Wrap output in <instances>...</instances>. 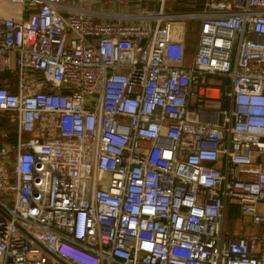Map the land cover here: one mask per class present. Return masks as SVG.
Segmentation results:
<instances>
[{"label":"built area","instance_id":"built-area-1","mask_svg":"<svg viewBox=\"0 0 264 264\" xmlns=\"http://www.w3.org/2000/svg\"><path fill=\"white\" fill-rule=\"evenodd\" d=\"M3 71L0 264H56L43 247L68 264H264V0L104 18L0 0ZM230 206L259 230L226 233Z\"/></svg>","mask_w":264,"mask_h":264},{"label":"trees","instance_id":"trees-1","mask_svg":"<svg viewBox=\"0 0 264 264\" xmlns=\"http://www.w3.org/2000/svg\"><path fill=\"white\" fill-rule=\"evenodd\" d=\"M170 1V0H169ZM205 0H174L172 5H170V11L172 12H182V11H193L200 10L203 7V2ZM199 28V20L188 19L186 22V44H185V54L192 53L195 49L197 34ZM188 49V50H187ZM3 80L12 82L13 77L10 73L3 71L0 72V81ZM222 84H226L227 81L223 78L221 80ZM16 133L14 124L10 123L7 119V113L0 111V145L7 143L9 145L7 149L6 156L9 159L10 165L14 160V150L11 145L15 143ZM251 229L253 228L252 225Z\"/></svg>","mask_w":264,"mask_h":264},{"label":"crops","instance_id":"crops-1","mask_svg":"<svg viewBox=\"0 0 264 264\" xmlns=\"http://www.w3.org/2000/svg\"><path fill=\"white\" fill-rule=\"evenodd\" d=\"M67 1L73 7L77 8V10L78 8L84 9L85 12L92 14V16L95 18H104L105 16H108V15L109 16H121V15L127 16L131 13H135V12L140 13L144 11L143 8H140L139 6L135 8L133 4L131 6L127 2H124V0H121V1H116V0H67ZM127 1L133 2V0H127ZM150 1H151V3L149 4L150 6L149 7L145 6L147 7L146 9H150V7L157 5V0H150ZM94 3L96 4L94 5ZM165 6H166L165 9L171 10L170 7L166 5V1H165ZM9 7L11 11L14 9L12 6H9ZM186 39L187 38L185 34V44H186ZM3 81L8 82L6 80H3ZM230 209L234 210L235 208L234 206H230L229 210ZM246 227L247 228H244L245 229L244 231H258L259 230V227L256 225L253 226V228H255L253 230L249 228L248 226Z\"/></svg>","mask_w":264,"mask_h":264},{"label":"rangeland","instance_id":"rangeland-1","mask_svg":"<svg viewBox=\"0 0 264 264\" xmlns=\"http://www.w3.org/2000/svg\"><path fill=\"white\" fill-rule=\"evenodd\" d=\"M166 1V5L170 6L172 5V3L174 2V0H165ZM124 2H127L128 4H130L132 6V4L135 6V8H137V6H139L140 8H143L145 12H153L157 5H154L153 7H150V9H146L147 7H149L151 1L150 0H133V2H129L127 0H124ZM96 3H94L95 5ZM147 6V7H145ZM13 8H16V5L12 6ZM166 7V6H165ZM137 10V9H135ZM149 23H151V21H149ZM188 55L190 56L191 53H188ZM191 64V58L190 57H186L184 59V65H189ZM209 77H212L211 75H209ZM230 207H228V211L227 214L225 216V220H224V231L228 234L230 233H241L244 232V228H247L246 226H248L249 228H251L250 225H248V217L246 215H239V213L237 212V210H229ZM56 264H62L59 261Z\"/></svg>","mask_w":264,"mask_h":264},{"label":"water","instance_id":"water-1","mask_svg":"<svg viewBox=\"0 0 264 264\" xmlns=\"http://www.w3.org/2000/svg\"><path fill=\"white\" fill-rule=\"evenodd\" d=\"M43 249L53 258H55L57 261H59L62 264H68L66 261H64L63 259H61L59 256L55 255L54 253L50 252L48 249H46L45 247H43Z\"/></svg>","mask_w":264,"mask_h":264}]
</instances>
